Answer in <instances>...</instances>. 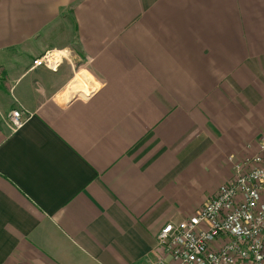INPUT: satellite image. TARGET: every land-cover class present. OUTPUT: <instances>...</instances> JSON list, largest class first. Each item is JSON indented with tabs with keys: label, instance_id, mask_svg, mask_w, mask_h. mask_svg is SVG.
Here are the masks:
<instances>
[{
	"label": "crops",
	"instance_id": "crops-1",
	"mask_svg": "<svg viewBox=\"0 0 264 264\" xmlns=\"http://www.w3.org/2000/svg\"><path fill=\"white\" fill-rule=\"evenodd\" d=\"M0 68V264H156L264 134V0H0Z\"/></svg>",
	"mask_w": 264,
	"mask_h": 264
},
{
	"label": "built area",
	"instance_id": "built-area-1",
	"mask_svg": "<svg viewBox=\"0 0 264 264\" xmlns=\"http://www.w3.org/2000/svg\"><path fill=\"white\" fill-rule=\"evenodd\" d=\"M59 59L48 51L34 58L32 67L55 70ZM29 114L21 107L11 109L8 127L19 128ZM232 162L233 178L214 196L195 213L160 228L156 247L164 256L156 264H264V134L255 153Z\"/></svg>",
	"mask_w": 264,
	"mask_h": 264
},
{
	"label": "bare ground",
	"instance_id": "bare-ground-1",
	"mask_svg": "<svg viewBox=\"0 0 264 264\" xmlns=\"http://www.w3.org/2000/svg\"><path fill=\"white\" fill-rule=\"evenodd\" d=\"M78 80H79V82L81 83V85H83V87H84V81H83V78H81V77H79L78 76V78H77ZM74 84V83H73ZM79 85V84H78ZM85 88V87H84ZM76 90V89H75ZM85 90H86V88H85Z\"/></svg>",
	"mask_w": 264,
	"mask_h": 264
},
{
	"label": "rangeland",
	"instance_id": "rangeland-1",
	"mask_svg": "<svg viewBox=\"0 0 264 264\" xmlns=\"http://www.w3.org/2000/svg\"><path fill=\"white\" fill-rule=\"evenodd\" d=\"M215 194H213V195H210L208 198H206L204 201H206L207 199H209L210 197H212V196H214Z\"/></svg>",
	"mask_w": 264,
	"mask_h": 264
}]
</instances>
